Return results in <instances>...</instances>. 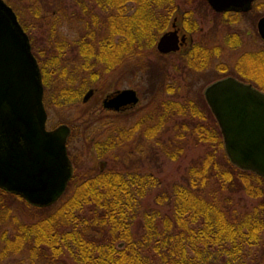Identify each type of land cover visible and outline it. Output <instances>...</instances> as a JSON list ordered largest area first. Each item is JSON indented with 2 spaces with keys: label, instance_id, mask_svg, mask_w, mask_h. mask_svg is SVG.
<instances>
[{
  "label": "trees",
  "instance_id": "obj_1",
  "mask_svg": "<svg viewBox=\"0 0 264 264\" xmlns=\"http://www.w3.org/2000/svg\"><path fill=\"white\" fill-rule=\"evenodd\" d=\"M56 10L67 13L82 28L81 35L70 44L48 43L43 51L29 41L43 87L47 69L61 70L58 106L77 102L126 56L152 49L178 16L177 0H73L59 3ZM72 46L76 62L70 64L64 53L68 48L71 53ZM198 53L192 48L189 61L194 65L207 58ZM258 55L264 65V51ZM262 65L252 72L264 83ZM156 69L155 74H161ZM142 122L152 125L142 127ZM142 122L98 142L97 156H108L138 132L145 139L155 138L164 124L177 122L179 139L203 148L181 180L165 183L125 166L73 175L52 206L27 205L36 214L28 223L14 221L11 233L2 234L0 257L26 252L29 264H257L252 254L264 242V180L230 163L208 108L191 100L161 102ZM180 151L168 152L170 159ZM241 193L255 201L251 208L233 204L231 197ZM148 195L153 208L142 212Z\"/></svg>",
  "mask_w": 264,
  "mask_h": 264
},
{
  "label": "rangeland",
  "instance_id": "obj_2",
  "mask_svg": "<svg viewBox=\"0 0 264 264\" xmlns=\"http://www.w3.org/2000/svg\"><path fill=\"white\" fill-rule=\"evenodd\" d=\"M2 1L16 14L19 24L25 26L28 38L33 39L31 44H36L39 51L47 49L48 43L57 46L64 40L66 44H70L82 33V28L69 20L67 13L62 14L56 10L59 3L72 4L73 0ZM214 14L205 0H177L178 16L171 19L168 26L170 30L172 22L176 20L178 27H186L189 40L181 50L175 54L158 53L156 44L164 34L162 33L152 49L126 56L120 65L101 76L92 85L94 95L87 102L83 101L88 92L85 91L84 96L82 94L73 104L55 105L57 89L64 84V80L59 67L55 72L47 69L43 96L47 114L46 127L51 130L66 125L71 129L67 152L73 165V175L84 177L110 167L120 169L125 166L140 174H151L161 182H178L190 160L200 155L203 148L185 144L187 139H179V133L174 128L180 126L177 122L164 124L155 138L145 139L138 132L105 157L97 156L95 146L98 142L106 141L108 137L115 138L121 130L132 129L144 117L151 118L161 102L182 103L191 100L202 109L206 106L210 111L204 93L217 80L232 76L238 82L264 92V83L252 72L253 67L262 65L257 54L264 51V42L257 35L256 23L264 16V0H257L255 8L240 17L228 18ZM48 38H51L50 42ZM192 48L201 52L198 53L200 56L206 55L204 64L194 65L189 61L192 60ZM68 51L69 48L64 57L72 64L76 62L73 46L71 53ZM203 51L207 54L203 55ZM41 60L43 61V57ZM44 60L50 61L48 58ZM262 67L264 69V65ZM156 68L161 70V74H155ZM124 89H132L138 93V105L124 114L103 110L100 99L104 95ZM212 117L214 118L213 115ZM150 125L152 124H141L142 127ZM222 146L224 148L223 144ZM178 150H181L180 156L174 158L176 160L170 159L168 152L175 155ZM0 197V219L5 218V221H0L1 237L5 232L11 233L12 227L16 226L14 221L28 223L30 217L36 213L17 196H3L0 193ZM231 198L236 207L251 208L255 204L253 199L242 193ZM152 208V196L148 195L141 211L150 212ZM263 247L264 242L257 248V254H252L256 256L257 264H264ZM1 248L0 242V251ZM0 264H29V258L26 252L6 255L0 257Z\"/></svg>",
  "mask_w": 264,
  "mask_h": 264
},
{
  "label": "water",
  "instance_id": "obj_3",
  "mask_svg": "<svg viewBox=\"0 0 264 264\" xmlns=\"http://www.w3.org/2000/svg\"><path fill=\"white\" fill-rule=\"evenodd\" d=\"M254 1L206 0L217 13L247 12ZM257 31L264 40V16ZM184 40L176 30L168 31L156 50L176 53ZM43 94L29 38L13 10L0 0V189L37 208L56 203L72 178L66 149L70 129H46ZM91 95L90 90L83 101ZM204 95L230 163L264 179V92L229 77L211 84ZM137 103L136 92L125 89L104 100L103 107L118 111Z\"/></svg>",
  "mask_w": 264,
  "mask_h": 264
},
{
  "label": "flooded vegetation",
  "instance_id": "obj_4",
  "mask_svg": "<svg viewBox=\"0 0 264 264\" xmlns=\"http://www.w3.org/2000/svg\"><path fill=\"white\" fill-rule=\"evenodd\" d=\"M206 1V0H205ZM257 1V0H256ZM256 1H254V3L252 4V7H251V10L249 11V12H251L254 8H255V4H256ZM207 3V2H206ZM208 5V4H207ZM208 7H209V5H208ZM209 9H211L210 7H209ZM212 10V9H211ZM213 11V10H212ZM214 12V11H213ZM249 12H247V13H249ZM215 14L214 15H216V16H220V17H228V18H236V17H240V16H242V15H244V14H247V13H242V12H237V13H235V12H223V13H216V12H214ZM174 25V26H173ZM172 30H176L177 31V34H178V37L179 38H181V37H184V42L180 45V47H179V50L178 51H180L181 50V48L185 45V43L187 42V40H189V37H188V35L186 34V27H183V26H181L180 25V27H178L177 25H176V20H174L173 22H172V24H171V29L169 30H167L166 32H168V31H172ZM256 32H257V28H256ZM257 35H258V37H260L259 36V34H258V32H257ZM260 39H261V37H260ZM262 40V39H261ZM263 41V40H262ZM264 42V41H263ZM177 51V52H178ZM176 52V53H177ZM175 54V53H174ZM260 56H261V54H260ZM261 58V57H260ZM232 77V76H231ZM238 81V80H237ZM91 91H92V95L90 96V98H92V96L94 95V90L93 89H90ZM88 91V90H87ZM119 91V90H118ZM117 91H115V92H112V93H110V94H107V95H104L101 99H100V104H101V106H102V108H103V110H105V111H108V112H113V113H115V114H124V113H126L128 110H130V109H132L133 107H135V106H137L138 105V103H139V101H140V98L138 97V93L136 92V95H137V97H138V103L135 105V106H130V105H128V106H126V107H122L121 109H119L118 111H111V110H108V109H105L104 107H103V101L104 100H106V99H109L114 93H116ZM83 96H84V94H83ZM83 98V97H82ZM89 98V99H90ZM88 99V100H89ZM87 100V101H88ZM86 101V102H87ZM70 132H71V129H70Z\"/></svg>",
  "mask_w": 264,
  "mask_h": 264
}]
</instances>
